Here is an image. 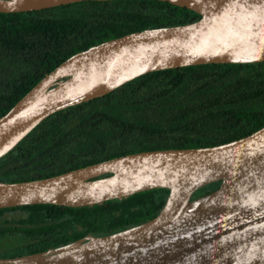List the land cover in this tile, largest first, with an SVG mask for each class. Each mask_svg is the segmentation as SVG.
I'll return each mask as SVG.
<instances>
[{"label": "water", "instance_id": "obj_1", "mask_svg": "<svg viewBox=\"0 0 264 264\" xmlns=\"http://www.w3.org/2000/svg\"><path fill=\"white\" fill-rule=\"evenodd\" d=\"M72 1L0 0V11ZM164 1L199 17L124 33L61 60L0 115V155L48 114L141 73L264 60V0ZM215 180L218 186L191 197ZM153 187L168 189L154 216L108 234L0 256V264H264V124L221 143L140 150L49 176L0 180V207L90 205Z\"/></svg>", "mask_w": 264, "mask_h": 264}, {"label": "trees", "instance_id": "obj_2", "mask_svg": "<svg viewBox=\"0 0 264 264\" xmlns=\"http://www.w3.org/2000/svg\"><path fill=\"white\" fill-rule=\"evenodd\" d=\"M199 14L164 0H77L0 11V115L61 60L100 41ZM264 124V60L207 62L141 73L58 109L0 155V180L44 177L146 149L196 147ZM219 180L195 189L204 194ZM168 189L153 187L90 205L0 207V256L104 235L154 216Z\"/></svg>", "mask_w": 264, "mask_h": 264}]
</instances>
